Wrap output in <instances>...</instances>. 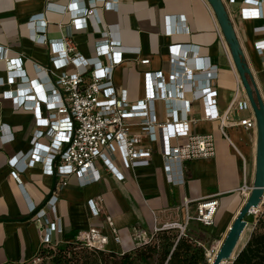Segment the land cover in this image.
Returning <instances> with one entry per match:
<instances>
[{"label":"crops","instance_id":"crops-1","mask_svg":"<svg viewBox=\"0 0 264 264\" xmlns=\"http://www.w3.org/2000/svg\"><path fill=\"white\" fill-rule=\"evenodd\" d=\"M93 1L58 0L49 9L52 0H0V48L8 50L10 60L23 59L22 71L0 60V80L3 81L0 85V219L9 220L0 222V264H29L42 250L40 225L35 217L26 218L34 212L33 207L35 211L42 209L58 182L47 165L24 170V161L20 158L17 168L10 166L9 161L16 155L32 150V137L40 129L34 111L18 110L10 93L18 90L21 77L39 80L47 91L51 90L48 44L67 35L70 22L69 15L65 14L67 8L79 14ZM223 2L264 101V55L256 47L257 43L264 41V18L252 19L242 14L244 9H255L246 4L247 0ZM117 3L118 8L113 10L100 5L99 18L90 19L85 30L74 34L83 58H99L103 67L110 65L105 57L99 56L96 48L101 39L100 29L110 28L114 45L127 50L121 54L122 63L114 70V84L117 90L126 89L129 100L136 104L146 98L145 74L159 72L168 80L174 68H181L180 62L184 61L182 57L187 52L185 61L200 76V89L207 87L209 72L214 73L211 84L213 92L217 93L214 109L219 116L228 118V138L220 130V121L204 119L209 112L206 100H194L191 94L172 98L171 108L180 114L185 110L183 104L191 102L190 118L197 122L191 126V132L195 135L213 134L216 156L187 162L182 176L176 167L175 184L171 185L161 155L163 133L158 134L160 139L156 143L144 137L143 147L154 151L150 166L127 170L117 161L120 166L116 163L115 166L119 177L99 165L101 181L98 183L83 187L77 178L70 179L57 203L58 217L64 229L62 239L71 242L80 232L101 228L110 236L109 248L130 252L136 248V237L141 231L154 235L156 227L168 223L185 224L187 200L192 202L189 214L195 216L199 202L217 198L220 209L214 226L191 222L187 230L191 240L207 250L202 244L203 237L224 240L249 197L243 189L254 186L257 131L233 125L253 119L254 111L224 33L207 0H117ZM41 15L47 25L39 23L41 19L33 20ZM39 26H46L38 35L46 38V45L34 40L35 28ZM169 28L181 32L168 34ZM134 50L139 53L132 52ZM145 59L151 60L149 65L141 64ZM66 70L71 75L78 72L72 65ZM12 77L17 79L16 82L8 81ZM155 109L158 121L164 123L168 117L167 103L157 101ZM41 112L43 118L48 117L43 105ZM134 123L133 132L141 134L140 121ZM9 135H13V139L5 142L2 136ZM41 143L49 144L46 139ZM97 197L102 198V211L96 216L88 203ZM108 217L113 219L118 230L122 240L120 245L113 240L106 222Z\"/></svg>","mask_w":264,"mask_h":264},{"label":"built area","instance_id":"built-area-1","mask_svg":"<svg viewBox=\"0 0 264 264\" xmlns=\"http://www.w3.org/2000/svg\"><path fill=\"white\" fill-rule=\"evenodd\" d=\"M52 1L54 2L48 7L49 9L58 0ZM246 4L254 6L255 9L242 10L245 17L264 18V0H247ZM100 5L111 10L118 8L117 0H94L79 14L67 8L65 14L70 17L69 31L57 42L48 44L44 36H38L45 31L46 26L35 28L34 40L39 44H48L50 48L48 74L52 80V88L47 91L39 80L31 81L28 78L19 77L18 90L10 93L18 110L34 111L40 127L32 137V150L24 155H16L9 161L10 166L17 168L20 158L24 161V170L27 167L47 165L49 172L58 179L51 198L35 215V219L40 225L42 249L56 250L63 244L78 245L97 251H105L109 248L110 236L101 228H92L89 231L80 232L71 242L63 241L64 229L57 212L59 194L68 186L72 177L77 178L83 187L100 182L101 175L98 162H101V165L109 173L117 176L119 172L115 166L116 161H119L127 170L150 166L154 151L150 147H143L144 137L148 138L151 143H156L160 139L158 134L163 133L161 155L166 178L171 185L175 184L176 167L179 168L182 176L187 162L212 159L216 156L217 146L213 134L195 135L191 132V126L197 124L190 118L191 102L183 104L185 110L180 114L171 108L170 103L174 98L191 94L194 100H206L209 112L204 119L206 121H220V130L223 136L228 138L226 132L229 125L228 118L226 115L219 116L214 109V97L217 94L213 92L211 86L212 78L215 77L214 73L209 72L207 87L200 89V76L185 61L187 52L183 54L182 60L184 61L180 62L181 68L179 70L174 68L168 80L159 72L145 74L146 98L136 104L129 100L126 89L117 90L114 84V70L116 66L122 63L121 54L127 50L114 45L110 28L100 29L101 39L96 44L99 56L105 57L110 65L103 67L99 58L97 60H85L83 58L74 41V34L85 30L90 19L99 18ZM37 19H41L39 23L47 25V22L42 20L44 16L33 18V20ZM167 31L168 34L181 32L180 30L173 31L170 28ZM256 47L263 56L264 41L257 43ZM132 52L139 53L137 50ZM7 55L8 50L0 48V60L22 71L23 59L10 60ZM150 61V59H145L141 61V64L149 65ZM174 61L176 60L174 59ZM14 63L15 66H13ZM71 65L78 69L75 75L69 74L66 70ZM37 69L44 71L42 67L37 66ZM16 80L15 77H12L8 81L14 83ZM2 84L3 81L0 80V85ZM157 101H164L168 105V117L164 123H160L156 116L155 103ZM42 105L45 106L48 113L46 118L42 116ZM137 120L140 121L142 127L141 134L133 132L134 122ZM233 125L244 127L246 130L257 131L256 117ZM4 130L3 128L2 131ZM2 138L5 142H11L13 135L2 136ZM44 139L49 144H42L41 140ZM175 141L178 143L174 144ZM252 188L245 186L243 193L247 192L250 195ZM191 204V201L185 202L188 212L185 224L168 223L162 227H156L154 234L178 229L180 230L179 240L189 238L187 230L193 221L205 227H213L220 209L219 200L212 198L199 202L195 216L189 214ZM88 205L97 216L102 211V198L97 197L90 200ZM35 209L33 207L32 211ZM106 222L112 231L114 242L120 245L122 240L118 230L114 227L113 219L108 217ZM55 236L56 238L60 237V239L55 241ZM136 241L137 248L148 244L151 237L141 231L137 235ZM213 253L207 252L209 263L212 257H216L217 253L215 255ZM165 264H171V256L168 257Z\"/></svg>","mask_w":264,"mask_h":264},{"label":"water","instance_id":"water-1","mask_svg":"<svg viewBox=\"0 0 264 264\" xmlns=\"http://www.w3.org/2000/svg\"><path fill=\"white\" fill-rule=\"evenodd\" d=\"M207 2L212 7L224 33L236 69L240 75L243 87L246 91L257 121V159L254 186L244 206L238 213L213 262V264H232L248 242L247 241L238 251V248L244 240L246 231L250 226L247 221L248 217L253 214H257L260 208L264 206V101L255 86L251 69L246 62L244 51L225 3L223 0H207ZM52 193L53 192L49 194L46 202L51 198ZM39 210L40 209L34 211L28 218H26V220L34 218ZM5 221L9 220L0 219V222Z\"/></svg>","mask_w":264,"mask_h":264},{"label":"rangeland","instance_id":"rangeland-1","mask_svg":"<svg viewBox=\"0 0 264 264\" xmlns=\"http://www.w3.org/2000/svg\"><path fill=\"white\" fill-rule=\"evenodd\" d=\"M115 163L117 166H120L119 162L116 161ZM98 164L101 165V162H98ZM262 210H264V207L260 208L259 212ZM193 222L197 225V222ZM252 231L253 227L249 226L243 245ZM169 232H172L170 236L180 234V230L178 229L170 230ZM160 233L151 234V241L148 244L139 246L130 252L109 248L105 251H97L89 250L78 245L63 244L56 250L42 249L29 264H122V259L125 254L131 255L129 264H165L169 256L165 255V242L161 235H159ZM54 240L56 241V236ZM224 240L212 239L205 236L203 237L202 244L207 249V252H214L213 254L215 255ZM173 242H176V239ZM208 264H210L209 260Z\"/></svg>","mask_w":264,"mask_h":264},{"label":"trees","instance_id":"trees-1","mask_svg":"<svg viewBox=\"0 0 264 264\" xmlns=\"http://www.w3.org/2000/svg\"><path fill=\"white\" fill-rule=\"evenodd\" d=\"M247 221L253 231L232 264H264V210L249 216ZM170 233L172 232L162 231L159 235L165 242V255L171 256V264H208L207 252L203 247L190 237L178 240L179 235L170 236ZM174 239L176 242H173ZM130 257L131 255L125 254L122 264H129Z\"/></svg>","mask_w":264,"mask_h":264},{"label":"bare ground","instance_id":"bare-ground-1","mask_svg":"<svg viewBox=\"0 0 264 264\" xmlns=\"http://www.w3.org/2000/svg\"><path fill=\"white\" fill-rule=\"evenodd\" d=\"M245 236H246V235H245ZM244 239H245V237H244ZM243 243H244V240L242 241L240 247L238 248V251L241 249V247H243ZM219 250H220V249H218V251H219ZM215 258H216V257H212V258H211V260H210V264H213Z\"/></svg>","mask_w":264,"mask_h":264}]
</instances>
